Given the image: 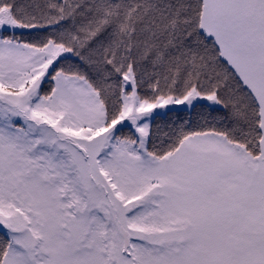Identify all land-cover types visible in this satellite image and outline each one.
<instances>
[{"label": "snow or ice", "instance_id": "obj_1", "mask_svg": "<svg viewBox=\"0 0 264 264\" xmlns=\"http://www.w3.org/2000/svg\"><path fill=\"white\" fill-rule=\"evenodd\" d=\"M0 264H264V0H0Z\"/></svg>", "mask_w": 264, "mask_h": 264}, {"label": "trees", "instance_id": "obj_2", "mask_svg": "<svg viewBox=\"0 0 264 264\" xmlns=\"http://www.w3.org/2000/svg\"><path fill=\"white\" fill-rule=\"evenodd\" d=\"M176 115L177 114H173V113H167L165 115H161L160 117L157 118V123H165V122H169L171 121L172 119L176 118ZM192 114L190 112H188V110H179L178 111V116H181V117H189L191 116Z\"/></svg>", "mask_w": 264, "mask_h": 264}, {"label": "rangeland", "instance_id": "obj_3", "mask_svg": "<svg viewBox=\"0 0 264 264\" xmlns=\"http://www.w3.org/2000/svg\"><path fill=\"white\" fill-rule=\"evenodd\" d=\"M180 110H186V109H183L182 106H180ZM162 115H165V114L162 113Z\"/></svg>", "mask_w": 264, "mask_h": 264}]
</instances>
